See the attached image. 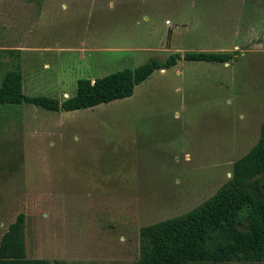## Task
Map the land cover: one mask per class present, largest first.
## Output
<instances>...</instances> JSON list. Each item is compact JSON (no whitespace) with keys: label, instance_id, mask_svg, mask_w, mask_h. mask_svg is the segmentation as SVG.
<instances>
[{"label":"rangeland","instance_id":"1","mask_svg":"<svg viewBox=\"0 0 264 264\" xmlns=\"http://www.w3.org/2000/svg\"><path fill=\"white\" fill-rule=\"evenodd\" d=\"M0 44V85L20 68L26 94L60 100L153 57L238 52L91 108L0 105V241L25 213L29 258L134 264L140 228L211 197L260 137L264 0H0Z\"/></svg>","mask_w":264,"mask_h":264},{"label":"trees","instance_id":"2","mask_svg":"<svg viewBox=\"0 0 264 264\" xmlns=\"http://www.w3.org/2000/svg\"><path fill=\"white\" fill-rule=\"evenodd\" d=\"M237 51H189L153 57L142 65L94 79L80 78L74 95L60 100L28 95L20 68L8 70L0 85V105L30 103L55 111L91 108L133 95L135 87L158 69L192 61L229 62ZM140 255L134 264H221L264 261V115L257 143L233 163L231 176L190 211L140 228ZM0 264H54L27 257L26 215L9 224L0 241ZM61 264H73L61 262Z\"/></svg>","mask_w":264,"mask_h":264},{"label":"crops","instance_id":"3","mask_svg":"<svg viewBox=\"0 0 264 264\" xmlns=\"http://www.w3.org/2000/svg\"><path fill=\"white\" fill-rule=\"evenodd\" d=\"M10 47V48H9ZM8 48V49H7ZM17 48H18V46L17 45H15V46H5V48L4 49H6V50H17ZM47 49H50V48H47ZM0 50H3V46H2V44H0ZM28 50H29V48H28ZM33 51V50H32ZM162 71H165V69H161ZM224 146H225V144H224ZM224 146H223V154H224Z\"/></svg>","mask_w":264,"mask_h":264}]
</instances>
